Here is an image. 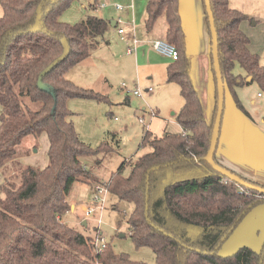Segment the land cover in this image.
I'll return each mask as SVG.
<instances>
[{"label":"trees","instance_id":"1","mask_svg":"<svg viewBox=\"0 0 264 264\" xmlns=\"http://www.w3.org/2000/svg\"><path fill=\"white\" fill-rule=\"evenodd\" d=\"M71 1L0 0V264H146L114 253L106 243L98 251L96 236H84L62 222L70 210L72 186L98 183L82 158L107 150L106 144L93 149L80 140L66 103L75 98L103 100L70 81L67 73L104 42L109 23L94 16L74 25L61 22L59 16ZM210 6L225 91L249 117L235 89L255 83L264 92V66L240 30L248 17L231 9L228 0H210ZM145 11L146 30L163 17L164 41L177 51L166 80L178 86L183 100L175 115L180 131L161 137L145 131L141 145L151 151L131 164L127 176L122 164L105 183L107 193L132 204L129 236L136 248L152 250L155 264H262L263 250L242 247L230 256L218 254L243 216L264 204V196L230 182L204 161L217 104L213 68L207 115L190 78L178 0H148ZM236 68L244 74H236ZM29 103L39 108L33 110ZM43 134L48 139L47 165L21 167L22 141ZM214 161L223 167L215 155Z\"/></svg>","mask_w":264,"mask_h":264},{"label":"rangeland","instance_id":"2","mask_svg":"<svg viewBox=\"0 0 264 264\" xmlns=\"http://www.w3.org/2000/svg\"><path fill=\"white\" fill-rule=\"evenodd\" d=\"M201 1L197 0L199 8H202ZM147 2L148 0H72L60 14L59 20L74 25L87 16L113 17L115 21L120 18L124 26L127 24L133 26L134 19L131 18V15L133 12L134 14L137 12V18H139L140 12L145 10ZM102 4L104 7H99ZM116 6L122 7L123 10L116 13ZM128 7L130 8L129 15L128 11L124 12ZM179 10V14L184 13V16L181 17H183L182 24H184L186 33L187 52L191 59V75L201 95L204 108L210 110L214 81L205 9H202L201 23L194 11L193 0H180ZM1 15L2 8L0 6ZM162 19L164 18L161 17L158 20ZM121 39L120 36L112 32L106 35V40L111 42V47L114 43L120 45L117 52V55H120L113 58L114 61L111 59V48L108 46L96 50L97 55L104 54L108 63L103 65V69L108 77L109 92L102 93L93 90L101 95L103 100L75 98L69 99L66 103L67 109L72 113L71 120L80 140L93 149L106 144L105 152L82 158L86 170L99 184L107 183L122 164L124 165L122 174L127 176L131 164L151 151L149 146L141 145L145 131L151 132L156 137H161L163 132L180 131V126L175 119V115L183 104L178 87L164 81V85H160V83L156 84L154 81L146 79L145 61L159 60L160 57L154 54L156 52L149 51L151 49L149 47L145 57L142 56V54L144 55L142 53L136 59L133 52L132 56L127 59L124 37ZM132 45L131 43L129 48ZM107 51H110L109 55ZM114 55L113 53V57ZM143 58L144 60L146 58L144 62ZM157 74L155 77L160 82L161 76ZM204 76L205 79L206 76L208 77L207 82H209L211 95L209 98ZM122 84L131 92L137 91L140 96L126 94L122 91ZM149 88L153 90L151 93L147 92ZM29 104L33 110L39 108V104ZM20 151L22 152L19 158L21 167L44 168L48 162L46 135L43 134L36 140L32 136L25 138L20 146ZM9 174L10 176L14 175L13 173ZM94 185L76 182L72 186L67 197L70 210L62 216V222L84 236L97 237L100 235L116 254H126L130 260L135 262L155 264L152 250L148 247L136 248L129 236L127 221L132 211V204L107 193L101 209L99 202L94 203L95 201H93ZM90 207L98 208L93 214L86 216L85 211ZM83 221L86 225L82 224ZM242 247L257 253L264 251V204L254 206L243 216L221 245L218 254L223 257L230 256ZM262 264H264V258Z\"/></svg>","mask_w":264,"mask_h":264},{"label":"crops","instance_id":"3","mask_svg":"<svg viewBox=\"0 0 264 264\" xmlns=\"http://www.w3.org/2000/svg\"><path fill=\"white\" fill-rule=\"evenodd\" d=\"M193 3L195 9L194 11L201 23L202 9H204L203 2L201 1L202 8H199L200 5L198 6L197 0H193ZM228 4L231 9L248 17L247 20L241 22L240 30L249 39L248 48L250 52L257 54L260 59V64L264 66V0H228ZM102 5L98 6L102 8L104 7V5ZM129 9L130 8L128 7L124 10V12L128 11V15ZM179 9L180 0H178V13L180 12ZM115 12L119 13L116 10V7ZM179 15L180 17L184 16V13L181 12ZM139 16L140 17L137 18V12L135 14L133 12L131 15V18L135 20H133V26L129 24L125 26L123 24L117 25L113 17L103 18L109 23L106 35L109 32H112L113 34L115 33L120 36V39L124 37L126 46L125 54L127 59L132 56L133 52L135 55L134 58L136 59H138L139 55L142 53H144L142 56L145 57V53L148 51L149 47L151 48L149 51L152 53L156 52L153 50L151 42L165 39L166 23L164 19L160 21L158 20L153 29L151 31H147L145 28L146 11L142 10ZM181 21L183 23V17H181ZM183 25L184 24H182V26ZM118 28H122L124 30L122 35L118 34ZM106 35L104 42L96 49L92 50L89 57L82 60L76 67L67 73V78L70 81L84 89H91L102 93L109 92L108 77L106 75V71L103 69V65L108 64L107 59L104 57V54L100 53L101 55H97L96 50L98 51L99 48L101 49L108 46V48H111V59H113L120 55H117L120 45L118 43H114L113 47H111V42L106 40ZM134 41L137 43L134 44ZM131 43L133 45L129 48ZM128 50H131V53H128ZM113 53L115 54L114 57ZM107 54L109 55L110 51H107ZM154 54L160 57V59L145 61L146 58L145 60L143 58L147 73L146 79L147 81H154L156 84L160 83V85H164V82H167L166 69L173 61L167 57L158 55L157 52ZM188 56L190 58L189 54ZM157 73L161 76L160 79L162 80L160 82H158V78L155 77V74ZM235 73L241 75L244 74L239 68L235 69ZM190 78L194 83L191 70ZM203 78L205 79V76ZM207 79L208 77L206 76L205 86L208 89L207 93L209 98L211 95L209 93V82H207ZM196 90L202 102L198 88H196ZM235 92L249 117L237 110L228 91H225L224 110L215 152V159L219 164L230 171L264 186V92H262L255 83L242 88H236ZM181 101L183 103L182 98ZM204 111L207 115H209L211 108L210 110H206L204 108ZM164 134L165 132H163L162 136Z\"/></svg>","mask_w":264,"mask_h":264},{"label":"water","instance_id":"4","mask_svg":"<svg viewBox=\"0 0 264 264\" xmlns=\"http://www.w3.org/2000/svg\"><path fill=\"white\" fill-rule=\"evenodd\" d=\"M203 5H204L205 13L207 15L208 25H209L212 68L215 74L216 93H217L216 114H215L213 127H212V133H211V137L209 141V148L204 156V161L210 166V168L214 172L226 178L230 182H233L237 184L238 186L246 188L248 190L255 191L256 193L264 196V188L253 186L245 182L239 176L231 173L226 168H223L220 165L216 164L214 161V155L216 152L218 138L220 134L222 114L224 110L225 88H224V84L221 78L219 58H218V42H217V35H216L215 26H214L213 14L211 11V6H210V0H203ZM247 81L250 82L251 79L248 78ZM82 224L86 225L85 221H83Z\"/></svg>","mask_w":264,"mask_h":264},{"label":"built area","instance_id":"5","mask_svg":"<svg viewBox=\"0 0 264 264\" xmlns=\"http://www.w3.org/2000/svg\"><path fill=\"white\" fill-rule=\"evenodd\" d=\"M116 10L118 12L122 11L123 8L120 6H116ZM117 25L122 24L121 19H118L116 21ZM117 32L119 35H122L124 33V30L122 28H118ZM137 42L134 41V44H136ZM152 44V48L154 51H156L158 54L167 57L169 59H171L172 61H175L177 59V51L175 50V48L169 44H167L164 40H156L151 42ZM128 53H131V50L127 51ZM122 90L126 93V94H132L135 96H140V94L137 91H129L126 86L124 84L121 85ZM152 89L149 88L147 90V92H151ZM260 96V94H259ZM196 160V159H195ZM94 197H93V201H95L94 203H98L99 202V208H103V204L105 201V196L107 194V188L105 183L104 184H96L94 185ZM98 207L94 208V207H90L86 209V216H89L91 213L93 214ZM95 242H96V248L98 251H101L104 246H105V242L103 241V239L101 237H99V235L97 237H95Z\"/></svg>","mask_w":264,"mask_h":264},{"label":"bare ground","instance_id":"6","mask_svg":"<svg viewBox=\"0 0 264 264\" xmlns=\"http://www.w3.org/2000/svg\"><path fill=\"white\" fill-rule=\"evenodd\" d=\"M96 184H99V183H96ZM96 184H95V185H96Z\"/></svg>","mask_w":264,"mask_h":264}]
</instances>
